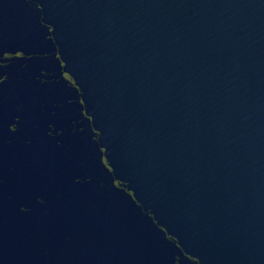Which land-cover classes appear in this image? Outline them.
Here are the masks:
<instances>
[{
  "label": "water",
  "instance_id": "1",
  "mask_svg": "<svg viewBox=\"0 0 264 264\" xmlns=\"http://www.w3.org/2000/svg\"><path fill=\"white\" fill-rule=\"evenodd\" d=\"M0 264H264V0H0Z\"/></svg>",
  "mask_w": 264,
  "mask_h": 264
}]
</instances>
